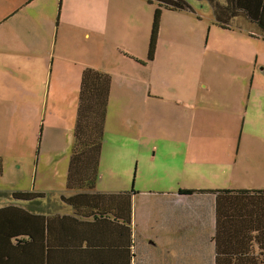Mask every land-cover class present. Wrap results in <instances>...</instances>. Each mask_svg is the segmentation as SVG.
Listing matches in <instances>:
<instances>
[{
  "label": "crops",
  "instance_id": "0c3cea01",
  "mask_svg": "<svg viewBox=\"0 0 264 264\" xmlns=\"http://www.w3.org/2000/svg\"><path fill=\"white\" fill-rule=\"evenodd\" d=\"M131 1L143 15L123 12L120 6L132 3L126 0H0V27L21 10L24 16L17 31L38 18V85L47 92L38 96V118L44 125L50 117L48 126L61 132L62 143L56 135L48 136L45 143L57 144L55 162L65 176L51 190L52 200L44 190L0 189V264H264V185L247 189L235 187L233 180L252 162L257 173L264 174L255 161V146H240L239 140L236 155L229 148L219 158V151L208 144L204 157L199 143L191 141L193 133L202 132L198 126L188 128L185 113L196 115V110H214V106L187 96L177 84L156 81L158 70H164L157 65L172 53L165 37H178L165 31L166 23L178 14L189 15L199 27L198 19L205 13L211 25L224 33L220 37H228L222 48L210 49V60L201 52L196 57L201 66L190 68L197 87L204 89L209 85L202 81L210 76L218 81V66L224 71L222 81H233L228 72L236 61L247 65L248 72L239 78L240 90L245 91L248 81L250 86L256 81L257 70L262 78L264 60L258 53L253 60L245 58L253 45L264 51L259 45L264 44L262 33L233 0H177L180 9L175 10L160 7L161 0ZM156 11L155 51L147 60ZM7 35L17 37L15 32H3L4 38ZM143 68H150L147 80L139 76ZM85 70L104 74L110 81L97 179L94 189L87 191L66 186ZM24 81L36 80L30 75ZM60 81H65L70 104L66 138L56 117L57 96L49 95ZM251 95L249 90L246 98H237L243 120L248 117L249 122L256 113L264 114ZM209 133L213 132L205 134L211 138ZM259 156L264 158V153ZM15 192L37 196L15 200L11 197Z\"/></svg>",
  "mask_w": 264,
  "mask_h": 264
},
{
  "label": "rangeland",
  "instance_id": "374dc122",
  "mask_svg": "<svg viewBox=\"0 0 264 264\" xmlns=\"http://www.w3.org/2000/svg\"><path fill=\"white\" fill-rule=\"evenodd\" d=\"M126 1L132 3L120 6L123 12L144 14L137 3L131 0ZM145 6L153 10L151 6ZM146 7L144 8L145 13ZM27 12L30 13V11ZM21 16H24L22 10L10 17L0 27V155L3 156V169L5 168L4 176L0 177V189H13L19 186L23 190H44L47 198L52 200L55 193L51 190L58 188L62 180H65V176L63 169L55 162L58 161L55 157L57 144H52V141L49 144L45 142L48 136L52 138L53 135H56L57 138L60 137L61 141V132L57 133L56 130L48 126L50 117L45 118L44 125L42 118H38V96L47 94L46 87L38 85V18L31 19L26 23V28L22 27L20 31H17ZM198 25L199 27H194L193 19L185 14H178L168 20L165 31L175 32L178 37L169 35L165 37L167 46L172 53L157 65V69L164 70H158L156 81L159 84L164 83L170 86L177 84V89L181 91L186 89L187 96H195L197 99L203 100L205 105L214 106V110H196V115L193 111L185 113L188 128L190 125L198 126L202 132L201 135L193 133L191 141L199 143L198 149L204 157L208 144H212L219 151V158L222 155L226 156L225 151L229 148L233 150V155H236L240 140V146L246 144L255 146V161L259 162L261 170H264V158L259 156L264 153V114L256 113L250 122L248 117L243 120V108H238L241 107V104L237 99L238 97L241 100L243 97L246 98L250 90L251 94L253 93L250 96L251 99L257 103V107L261 106L264 111V95L256 92V90L264 92V81H258V79L264 80V75L261 78L259 76L261 71L257 70L255 72V76L258 75L256 81H253L251 86L248 81L245 91H242L239 88V83L243 80L239 78L248 74L247 65L236 61L229 67L228 72L229 76H233V81H230L231 79L222 81L224 71L218 66V81H212L213 78L210 76L209 81H202L209 85L206 89L197 87L198 81H195L194 75L190 71V68L192 69L194 66H201L196 57L201 52H205L206 57L210 60V49L217 46L222 48L221 45L228 40V37H220V34L224 33H220L217 28L211 25L207 14L201 15ZM8 31L15 32L17 37L13 39L7 35L4 38L3 32ZM209 31L211 32L210 36L208 35ZM161 43L163 42L161 41ZM259 45L264 44L259 43ZM3 47L5 51L1 50ZM251 49L252 53L249 49V54H246L245 58L253 60L256 56L255 53H258V58L264 60V51L261 48H255L253 45ZM146 57H148V49L145 59ZM243 66L245 69L242 71ZM139 70L141 71L140 78L147 80L150 68ZM204 72L210 73L206 68H204ZM154 73L155 71L153 76ZM30 75L34 76L36 81H24V78H28ZM250 75L253 76L252 68ZM60 82L61 85L57 90L50 88L49 95L57 96L60 112L56 117L63 126V138H66L65 135L69 131L67 121L70 118L67 117V113L68 109L70 110V104L69 99L66 98L65 81ZM212 97L215 99L211 100ZM128 125L130 126L129 130L135 134L136 131L131 126V122ZM156 132H158V128ZM208 132H213L209 133L211 138L205 134ZM41 136L42 144H40ZM253 166L254 162L247 166L246 173L234 176L235 187L241 186L248 189L264 185V174L259 175L258 169H254Z\"/></svg>",
  "mask_w": 264,
  "mask_h": 264
},
{
  "label": "trees",
  "instance_id": "16d2710c",
  "mask_svg": "<svg viewBox=\"0 0 264 264\" xmlns=\"http://www.w3.org/2000/svg\"><path fill=\"white\" fill-rule=\"evenodd\" d=\"M235 8L247 11L252 16L264 39V0H233ZM160 7L165 9H180L177 0H161ZM159 12L153 18L149 45L148 60L153 59ZM109 78L93 70H85L80 84L79 104L74 127V143L70 150L66 186L68 189L93 190L98 171V161L103 134L106 105L109 93ZM3 174V160L0 157V177ZM190 194L192 191H180ZM37 194L33 192H15L13 199L31 201ZM3 237H6L2 234ZM8 236L6 238H14Z\"/></svg>",
  "mask_w": 264,
  "mask_h": 264
}]
</instances>
